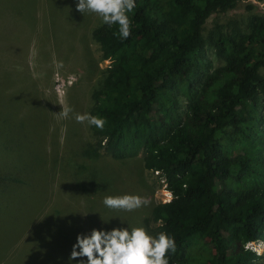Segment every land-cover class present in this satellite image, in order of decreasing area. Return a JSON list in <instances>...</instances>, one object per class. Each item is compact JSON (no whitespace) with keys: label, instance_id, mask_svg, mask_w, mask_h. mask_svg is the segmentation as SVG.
Returning <instances> with one entry per match:
<instances>
[{"label":"trees","instance_id":"trees-1","mask_svg":"<svg viewBox=\"0 0 264 264\" xmlns=\"http://www.w3.org/2000/svg\"><path fill=\"white\" fill-rule=\"evenodd\" d=\"M241 1L264 0H136L128 39L119 38L118 25L92 32L110 64L89 113L107 124L90 127L96 144L81 159L94 166H78L82 175L71 167L70 181L94 212L109 196L96 166L102 152L118 162L143 154L144 168L158 173L172 196L154 205L142 226L175 238L169 264H264L247 248L264 242V16L253 15L246 30L237 26L209 41L204 35L213 13ZM208 45L222 65L214 66ZM74 135L77 151L67 153L77 159L87 140ZM20 177L0 171V198ZM92 184L101 189L95 186L88 202L82 189Z\"/></svg>","mask_w":264,"mask_h":264},{"label":"rangeland","instance_id":"rangeland-1","mask_svg":"<svg viewBox=\"0 0 264 264\" xmlns=\"http://www.w3.org/2000/svg\"><path fill=\"white\" fill-rule=\"evenodd\" d=\"M76 3L0 0V79L4 81L0 82V171L23 179L1 194L0 264H79L69 260L78 234L142 227L154 205L172 198L165 180L144 168L143 154L118 162L102 152L96 164L98 174L106 179V195L150 200L135 211L103 206L92 212L80 197L81 189L70 181L71 167L78 174V166H94V161L81 158L96 138L87 124L76 122L75 115L90 112L92 90L110 64L102 60L92 38L93 30L103 23L95 14L77 12ZM255 14L264 16V1H241L227 13H213L204 35L209 41L219 33H236L237 26L246 30ZM209 45L214 66L222 65ZM67 108L72 109L67 118L58 115ZM74 131L87 140L77 159L67 153L77 151L72 146ZM95 186L101 189L94 184L82 189L88 202L96 198ZM252 250L264 256V242H256Z\"/></svg>","mask_w":264,"mask_h":264},{"label":"clouds","instance_id":"clouds-1","mask_svg":"<svg viewBox=\"0 0 264 264\" xmlns=\"http://www.w3.org/2000/svg\"><path fill=\"white\" fill-rule=\"evenodd\" d=\"M136 0H77L76 11L97 15L109 27L118 25L120 39L131 35L130 13H134ZM63 67L62 62L59 64ZM71 108L58 114L67 118ZM75 120L89 127L103 130L107 120L90 113L75 115ZM105 207L111 210L135 211L150 204L139 195L105 196ZM176 252L175 238L166 232L150 235L144 227H117L111 230L92 229L90 233L78 234L72 246L69 260L79 264H169V254Z\"/></svg>","mask_w":264,"mask_h":264},{"label":"built area","instance_id":"built-area-1","mask_svg":"<svg viewBox=\"0 0 264 264\" xmlns=\"http://www.w3.org/2000/svg\"><path fill=\"white\" fill-rule=\"evenodd\" d=\"M254 245H255V243H250V244L247 246V248L252 249Z\"/></svg>","mask_w":264,"mask_h":264}]
</instances>
